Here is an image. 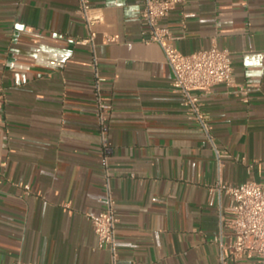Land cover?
<instances>
[{
    "label": "crops",
    "instance_id": "0c3cea01",
    "mask_svg": "<svg viewBox=\"0 0 264 264\" xmlns=\"http://www.w3.org/2000/svg\"><path fill=\"white\" fill-rule=\"evenodd\" d=\"M90 1L103 16L94 49L78 44L77 0H0V264H112L89 220L108 192L118 264H221L233 235L218 184L264 186V0H188L161 20L183 55L228 50L250 91L200 94L211 138L186 116L161 47L144 42L141 0ZM96 71L113 105L109 155Z\"/></svg>",
    "mask_w": 264,
    "mask_h": 264
},
{
    "label": "built area",
    "instance_id": "2783aa9c",
    "mask_svg": "<svg viewBox=\"0 0 264 264\" xmlns=\"http://www.w3.org/2000/svg\"><path fill=\"white\" fill-rule=\"evenodd\" d=\"M77 1V13L83 19L88 33V37L79 40L78 44L89 45L94 49L97 37L96 26L103 21V16L93 8L90 0ZM187 1L141 0L137 14L149 34L144 42L159 45L165 54L166 61L173 71V91L182 96L186 116L189 120L198 123L202 132L211 138V120L203 109L200 94L217 86L237 87L243 100L247 102L250 91L247 87L236 84L233 60L228 50L212 47L190 55H183L175 48L176 37L169 28L161 25V20L179 6H184ZM112 41L113 38L106 37L107 43ZM95 77L101 143L105 155H109L112 153V147L109 144L107 133L113 105L109 98L102 95L101 84L105 79L97 71ZM224 157H226L225 154L218 152L220 163ZM216 189L230 198V205L227 209L229 217L224 219V224L233 235L232 242L224 247L221 264H226V251L234 257L250 254L259 264H264V186L256 182L240 185L220 183ZM89 220L98 241V248L109 250L112 264H118L117 227L119 219L116 214V201L110 192H108L105 208L99 214L91 215Z\"/></svg>",
    "mask_w": 264,
    "mask_h": 264
}]
</instances>
